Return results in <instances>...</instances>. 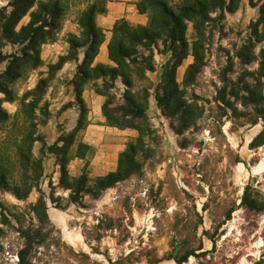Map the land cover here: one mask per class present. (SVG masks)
Instances as JSON below:
<instances>
[{
  "label": "rangeland",
  "instance_id": "374dc122",
  "mask_svg": "<svg viewBox=\"0 0 264 264\" xmlns=\"http://www.w3.org/2000/svg\"><path fill=\"white\" fill-rule=\"evenodd\" d=\"M10 2L0 0V12H9ZM221 3L216 0L218 6L207 15L199 39L204 61L191 74L193 83L184 78L195 60L198 35L194 23L187 22L189 53L176 79L193 119L184 121L148 101L152 132L144 137L142 173L97 198L80 193L81 204L70 201L72 190L61 185L60 164L49 150L58 136L70 135L61 107L51 110L44 96L35 113L27 107L30 116L24 114L34 99H21L33 71V53L26 62L27 43L7 40L0 26V51L6 55L0 73L9 62L20 63L21 72L10 86L20 110L0 119V173L10 185L0 188V264H264V2L225 0L223 8ZM28 19H22L18 32ZM153 42L136 47L147 61L132 74V91L142 98L149 92L155 97L175 62L166 35ZM122 88L110 89L116 104L124 103ZM7 97L0 92V105ZM31 131L40 140L33 156L24 144L28 161L22 169L15 147ZM83 153L82 148L77 152ZM74 154L72 149L70 156ZM101 155L107 169L117 164L116 147L104 145ZM71 168L75 172L81 165ZM94 182L90 177L88 185ZM14 188L31 192L19 199ZM243 198L262 210L251 209Z\"/></svg>",
  "mask_w": 264,
  "mask_h": 264
},
{
  "label": "trees",
  "instance_id": "16d2710c",
  "mask_svg": "<svg viewBox=\"0 0 264 264\" xmlns=\"http://www.w3.org/2000/svg\"><path fill=\"white\" fill-rule=\"evenodd\" d=\"M182 2L184 4L175 9L165 0H142L140 9L150 14V21L147 26H132L126 21L119 22L116 25L115 36L110 45V57L116 66L97 65L91 67V62L96 56L101 43V33L97 30L94 23L97 6L92 5L82 15L80 24L84 30V40L87 42L92 41L90 48L86 52L85 61L79 66L76 77L75 83L78 99L82 103L80 97L81 86L88 81L96 80L94 84L95 90L106 97L104 114L108 122L119 128L135 129L138 132V136L129 142L126 149L120 154L117 170L105 176L96 177L92 186L88 185L90 177L86 173L71 178L68 172L69 154L74 144L75 132H71L68 139H63L60 136L59 141L49 147L50 152L56 155L57 163L61 167V185L72 190V194L70 195V201L72 203L81 204L79 200L80 193L91 194L97 198L105 190L113 188L117 183L128 179L132 175L142 173V164L139 159L140 157L146 159L144 137L146 133L152 132L150 126L147 124L148 101L151 93L149 92L142 98L139 93L132 91V88L135 86V81L132 78V74L136 70L135 67L147 62L146 58L138 53L136 47H146L148 42L154 43V38L158 36L166 35L169 38L171 41L172 58L175 59V62H173L166 83L161 82L162 84L158 86L155 92V98L158 106L166 113L171 115L180 114L181 119L184 121L193 119V115H189V111L192 110L191 105L182 99V91L179 90V84L176 79V70L189 53L186 30L188 26L187 22L192 21L197 31L198 39L194 42L192 49L195 60L187 69L184 83H193L194 76L191 77V74H197L204 61L200 52L201 44L199 43V39L203 38L202 30L205 23L209 20L208 13H211L218 4H216V0H183ZM9 5L11 6L9 12H0L3 21L0 25L2 34L9 41L16 37L24 43H27L28 46L24 50L23 56L26 57L25 61L27 62L29 51H31L34 57L33 69L37 68L42 63L40 59V48L42 44L55 37V32L60 27L63 7L59 0H11ZM224 5L225 0H222L221 7L223 8ZM154 8L157 9L156 15H153ZM28 14L31 20L26 25H23L20 32H18L16 27ZM260 22L264 24V3L261 7ZM152 26H155L156 29ZM82 42L75 37L70 38V44L73 50L82 45ZM5 57L3 52L0 51V64L6 60ZM14 59L10 61H15ZM19 65L20 63L15 65V62H9L7 68L0 73V80L4 78V82L0 81V92L5 93L6 96L8 95V100L14 99V93L10 86L21 76ZM60 65H52L50 66V70L55 72ZM137 69L140 70V68ZM119 78L126 86V89L122 93L124 103L116 104V97L110 94V89L116 88L115 81ZM98 80H101V82L99 83ZM47 85L48 80L41 79L36 89L28 92L24 97L25 99L28 96L34 97L24 110L26 116H30L27 107H31L33 113H35L37 105L46 93ZM159 88L163 91L162 95L159 93ZM82 106L84 109L83 104ZM83 112L85 113V109ZM0 119H9L8 113L1 106ZM137 119H141L142 121L135 123L134 121ZM79 128H81V124L76 130ZM34 134L31 131L20 140H17L15 149L16 162L19 168L26 169L27 167L28 157L23 150L25 143L28 144L27 149L29 148L30 155L33 156L34 144L40 140L39 136ZM61 142L62 145H60ZM41 151H45L44 146H42ZM0 178V188L8 190L7 187H10V185L7 184L6 174L1 172ZM13 192L19 199H25L31 191L27 190L25 193H21L18 188H14ZM242 203H245L251 209L262 210L261 207L253 203H248L245 198H243ZM26 254L27 249H24L20 253L22 260H24Z\"/></svg>",
  "mask_w": 264,
  "mask_h": 264
},
{
  "label": "crops",
  "instance_id": "0c3cea01",
  "mask_svg": "<svg viewBox=\"0 0 264 264\" xmlns=\"http://www.w3.org/2000/svg\"><path fill=\"white\" fill-rule=\"evenodd\" d=\"M49 1V0H40ZM63 7V14L60 20V27L55 32V37L42 44L40 48L41 65L34 68L25 85H28L22 94L23 99L28 92L36 89L41 79H47L48 85L45 93V100H49L50 109L56 106L60 108L63 114L64 124L69 133L75 132L74 144L72 149L76 151L74 157H71L68 163V172L72 177H78L83 173L90 177H101L116 171L118 168L119 156L126 149L129 142L138 136V132L132 128H119L111 125L104 114V105L106 97L99 94L94 84L96 80H91L83 84L80 88V97L78 99L76 90V77L79 66L83 64L86 58V52L91 46V41L84 40V30L80 24L82 15L92 6H97L94 15V23L97 30L101 33V43L98 52L91 62V67L97 65L116 66L110 57V45L115 36L116 25L121 21H126L132 26H147L150 21V14L140 9L142 0H59ZM171 5L180 3L183 0H165ZM29 18L25 23L31 20L28 14L23 19ZM75 37L82 42L75 50L72 49L70 38ZM61 64L55 73L52 74L50 66ZM100 83L101 80H98ZM124 85L119 78L115 81V86ZM115 88V89H116ZM126 86L122 88L124 92ZM14 93V92H13ZM17 97L13 100H4L0 105L9 115H16L20 110L17 103ZM47 97V98H46ZM49 97V98H48ZM150 106L157 104L156 98L150 96ZM85 113L83 112V106ZM60 105V106H58ZM53 123V120H51ZM81 124V128L76 130ZM101 133L102 138L97 137ZM58 136L54 143L59 141ZM107 139L109 142L104 144ZM37 142V141H36ZM62 145V142L60 143ZM109 145L117 149V164L107 169L105 164H101L102 147ZM81 148L83 154L77 152ZM55 163L57 157L55 155ZM81 168L75 172L72 171V165ZM58 165V164H57ZM74 175V176H73Z\"/></svg>",
  "mask_w": 264,
  "mask_h": 264
}]
</instances>
